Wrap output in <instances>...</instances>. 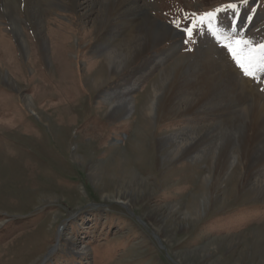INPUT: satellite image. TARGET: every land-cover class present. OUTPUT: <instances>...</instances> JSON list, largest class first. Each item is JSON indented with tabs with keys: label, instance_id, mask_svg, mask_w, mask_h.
I'll return each instance as SVG.
<instances>
[{
	"label": "rangeland",
	"instance_id": "374dc122",
	"mask_svg": "<svg viewBox=\"0 0 264 264\" xmlns=\"http://www.w3.org/2000/svg\"><path fill=\"white\" fill-rule=\"evenodd\" d=\"M110 2L0 0V264H264V170L244 128L264 72L244 76L206 27L188 44L181 31L236 2L217 23L236 19L237 38L262 43L264 0H129L109 30ZM139 21L159 40L125 67L106 62ZM210 60L217 92L187 111ZM145 96L156 109L141 124ZM221 128L232 133L218 166ZM194 136L207 139L185 156Z\"/></svg>",
	"mask_w": 264,
	"mask_h": 264
},
{
	"label": "bare ground",
	"instance_id": "6f19581e",
	"mask_svg": "<svg viewBox=\"0 0 264 264\" xmlns=\"http://www.w3.org/2000/svg\"><path fill=\"white\" fill-rule=\"evenodd\" d=\"M118 1L119 2H117V3L110 2L109 5H107L106 18H105V20L104 19L100 20V22H99L100 28L107 27V28H109V30H111L110 27H113L114 24L110 23L111 25H109L108 21L111 19L110 16H112L113 14H117V15L119 14L117 12V11H120V7L118 6L119 4L125 5L126 3L129 2V0H118ZM4 9L8 10L7 13H11V11L9 10L8 4L6 5V2L4 4ZM128 16L134 17V16H136V14L133 13L132 10L121 11V13H120L121 18L122 17L126 18ZM120 25H124V24L120 23ZM145 27H146V24H144V21H142V22L139 21L138 26L133 28V30L131 32H129V35H127L128 38H125L126 39L125 41H122L118 45H115L114 48L109 51V55H108V57H106V60H107L106 62L112 63L115 66H118V68L119 67H125V66H127V64L132 63V61H134L141 54H143L144 50L148 49L153 44L154 41L159 40V37L157 35L158 29L156 27H154L152 29H146V30H145ZM155 28H156V34H155ZM15 30H16V28H15ZM16 36H17V39L19 40V41L17 40L19 42V44H20V42L22 44V40L24 37H22L21 35H18V33L16 34ZM165 36H167V35H165ZM119 59H120V61L122 60L124 63L119 64V62H120ZM116 63H118V64L116 65ZM212 65L214 66V61L210 60L209 67L205 70L204 75L201 77V80H198V82L200 84V89H199L200 93L197 95V97L195 99H191L189 101L186 100V102L188 101L187 102V111H189V110L192 111L193 108L202 105L204 102L208 101L209 98H211L212 96H214L216 94L217 89H218V84H216V83L214 84V82L220 76H217V77L215 76L216 77L215 78L213 75H211V72H213V70L211 69ZM177 68L180 69L179 66ZM228 71H229V69H228ZM101 73H102V71H101ZM97 74H98V72L95 75H97ZM167 76L169 77V75H167ZM213 79H215V80H213ZM180 83H183V84H181L180 87H178V88L183 93L189 92L190 88H193V87L195 88L197 86V84H190L189 82H186V81L185 82L181 81ZM239 86H241V84ZM155 91H156V89H155ZM127 109L128 108H126V110ZM155 109H156V106H154V102L150 101L149 96H148V98L145 96L144 101L139 102V113L138 114H139L140 118L138 119V122L141 124H147L148 119L151 116V113ZM245 115L248 117V120H251V125L249 127H247L248 124L245 120L246 125L244 128L245 129L247 128L249 130V132L253 133L252 137H253V140H255V143L252 146L249 143L246 144V146H245V148L247 149V150H245L246 158L247 159L251 158L250 161H251L252 165H259L260 168H262L264 170V105H262L260 103V101L253 100L251 106L249 107V110L247 108ZM250 115H254V118H251ZM230 126H231V124H230ZM231 133H232V131L230 129L221 128L214 134L213 137H211V139H212L211 141H213L214 144L215 143L217 144V150H216L217 152H216L215 158L218 159L217 160L218 166L219 165L221 166L222 163L227 161V158H228L227 155L229 154V151H227L226 145L231 144L228 141V135ZM136 134H139V133L137 132ZM182 134H184V133H179V136ZM247 137H248V135H247ZM205 139H207V136H202L199 138V140L196 136H194V139L192 141H187L184 144H182L184 146V155L187 156L189 154L195 153L198 146L202 143H205V141H204ZM166 140L167 139H165V140L163 139L162 142H164ZM183 141L184 140H181V142H183ZM197 141H199V142L202 141V143H198ZM248 142H249V138H248ZM142 144H143V139L138 138L136 140L134 148H133V149H135L137 155L142 154V152L144 151L142 148ZM183 146H180L179 149H177V151L174 153V155L176 153H179L183 149ZM232 163H233L232 160L229 161L228 167H231ZM125 164H126V162H125ZM117 170L119 171V167Z\"/></svg>",
	"mask_w": 264,
	"mask_h": 264
},
{
	"label": "snow or ice",
	"instance_id": "6c2138e0",
	"mask_svg": "<svg viewBox=\"0 0 264 264\" xmlns=\"http://www.w3.org/2000/svg\"><path fill=\"white\" fill-rule=\"evenodd\" d=\"M248 0H239V4H247ZM239 5L236 2L221 4L212 10L202 13H191L186 16L190 19V24L181 29L186 36L185 44L192 41L195 33L203 35L201 26L207 28V32L214 38V41L221 49H226L227 54L234 61L235 65L243 72V75L252 79H257L258 72H264V42L253 43L245 38H237L236 19L231 21V31H226L224 27L217 23L218 14L232 10L235 16H238ZM251 20V16H249ZM177 28H181L179 23L173 22ZM191 51V49H186ZM264 90V89H262Z\"/></svg>",
	"mask_w": 264,
	"mask_h": 264
}]
</instances>
